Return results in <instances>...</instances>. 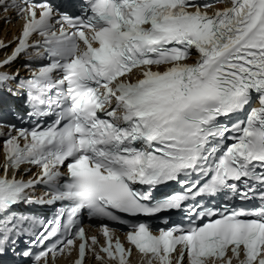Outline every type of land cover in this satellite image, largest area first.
<instances>
[{"label": "snow or ice", "instance_id": "obj_1", "mask_svg": "<svg viewBox=\"0 0 264 264\" xmlns=\"http://www.w3.org/2000/svg\"><path fill=\"white\" fill-rule=\"evenodd\" d=\"M0 22V264H264V0Z\"/></svg>", "mask_w": 264, "mask_h": 264}]
</instances>
